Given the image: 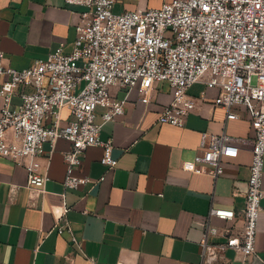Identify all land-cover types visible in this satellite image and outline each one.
I'll list each match as a JSON object with an SVG mask.
<instances>
[{
  "label": "crops",
  "instance_id": "crops-1",
  "mask_svg": "<svg viewBox=\"0 0 264 264\" xmlns=\"http://www.w3.org/2000/svg\"><path fill=\"white\" fill-rule=\"evenodd\" d=\"M169 1H115L112 11L158 8ZM83 10L64 0H0L4 63L16 69L28 67L35 59L46 58L60 43L63 52H70ZM6 78L0 76V84ZM20 91L30 92L31 87L17 88L11 107L21 102ZM187 93L195 99V107L181 126L158 121L171 99L165 81L154 82L146 104L131 90L124 113L113 120L104 122L101 115L106 107L96 106L99 139L111 140L117 163L109 168L100 161L101 146L87 147L74 174L88 181L78 188L63 185V153L70 146L65 139L54 145L45 143L36 158L35 173L47 176L43 188L28 184L25 164L0 156V264L198 262L199 239L210 207L236 212L244 207L254 130L246 107H233L237 117L228 118L227 111L214 104L216 87L198 81ZM110 94L122 98L125 89L112 86ZM2 104L0 97V107ZM61 115L62 123L71 118L67 108ZM211 134L232 137L237 155L223 156L222 173L217 175L203 162H195V169L186 168L205 148L203 136ZM242 222L240 214L231 221L211 218L218 227H240ZM60 225L62 232L56 230ZM255 248L256 255L245 261L227 249L222 264H264V212L259 214Z\"/></svg>",
  "mask_w": 264,
  "mask_h": 264
},
{
  "label": "built area",
  "instance_id": "built-area-1",
  "mask_svg": "<svg viewBox=\"0 0 264 264\" xmlns=\"http://www.w3.org/2000/svg\"><path fill=\"white\" fill-rule=\"evenodd\" d=\"M64 1L84 7L70 52H63L60 43L46 58L16 69L4 63L0 51V76L7 77L0 84V156L25 164L28 184L43 188L47 176L35 173L36 158L45 143L65 139L70 146L63 153V185L78 188L88 181L74 174L87 147L101 146L100 161L109 168L117 163L111 140L99 139L96 106L106 107L104 122L113 120L124 113L131 90L146 104L154 82L165 81L171 99L158 121L181 126L195 107L187 89L202 81L218 89L214 104L228 118L237 117L233 107L247 108L254 137L244 207L239 212L210 207L199 239L200 260L194 264H222L227 249L242 261L256 255L258 218L264 212V0H171L158 8L118 13L112 4L121 0ZM20 86L31 91H20L21 102L11 107ZM112 86L125 89L124 96L114 98ZM64 108L71 118L62 123ZM231 140L226 134L204 135L205 148L185 167L195 169V162H203L212 166L214 175L222 173L221 158L238 153ZM237 214L243 220L240 227L211 223V218L231 221ZM56 230L62 232L63 226Z\"/></svg>",
  "mask_w": 264,
  "mask_h": 264
}]
</instances>
